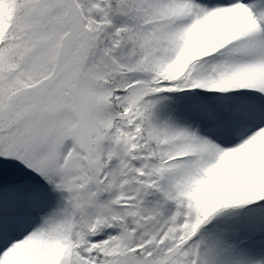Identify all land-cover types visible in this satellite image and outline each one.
<instances>
[{
	"label": "snow or ice",
	"instance_id": "6c2138e0",
	"mask_svg": "<svg viewBox=\"0 0 264 264\" xmlns=\"http://www.w3.org/2000/svg\"><path fill=\"white\" fill-rule=\"evenodd\" d=\"M0 264H264V0H0Z\"/></svg>",
	"mask_w": 264,
	"mask_h": 264
}]
</instances>
